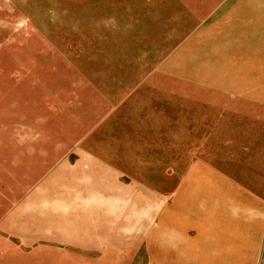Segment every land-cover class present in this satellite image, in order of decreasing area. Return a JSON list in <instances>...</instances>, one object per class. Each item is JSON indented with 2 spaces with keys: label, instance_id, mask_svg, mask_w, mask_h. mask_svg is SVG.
I'll list each match as a JSON object with an SVG mask.
<instances>
[{
  "label": "rangeland",
  "instance_id": "rangeland-1",
  "mask_svg": "<svg viewBox=\"0 0 264 264\" xmlns=\"http://www.w3.org/2000/svg\"><path fill=\"white\" fill-rule=\"evenodd\" d=\"M260 170L264 0H0V264H157L178 186Z\"/></svg>",
  "mask_w": 264,
  "mask_h": 264
},
{
  "label": "crops",
  "instance_id": "crops-1",
  "mask_svg": "<svg viewBox=\"0 0 264 264\" xmlns=\"http://www.w3.org/2000/svg\"><path fill=\"white\" fill-rule=\"evenodd\" d=\"M260 167L262 168L263 165ZM255 175H257L255 180L244 184L245 186H235L238 188L235 193L230 191L227 193L220 189L216 192L212 188L205 190L196 185L194 179H188V183L178 186L173 204L160 207L159 247L154 254L158 256L157 264H230L227 257L230 252V242L228 246L224 245L228 235L220 232V226L216 227L223 224L224 219L243 220L242 226L245 225V228L238 239L242 240L245 247L244 253L241 254L244 259L243 264H249L246 253L249 247H246V244L251 246L253 242L256 252L263 243L264 178L259 176H264V170H260ZM247 224H251L249 228ZM99 245L101 246V243ZM75 246L82 251L68 253L70 256L73 254L86 256L87 250L92 252L94 251L92 249L100 247L97 243L92 246L81 239H78V244ZM106 254L107 252L103 256ZM115 256L116 258L107 264H118V255ZM46 261V264H54V257L48 255ZM94 261L92 259V264H95ZM255 263L251 262V264Z\"/></svg>",
  "mask_w": 264,
  "mask_h": 264
}]
</instances>
